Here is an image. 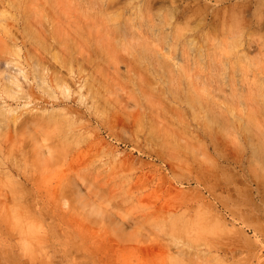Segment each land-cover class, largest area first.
Returning <instances> with one entry per match:
<instances>
[{
    "label": "rangeland",
    "instance_id": "1",
    "mask_svg": "<svg viewBox=\"0 0 264 264\" xmlns=\"http://www.w3.org/2000/svg\"><path fill=\"white\" fill-rule=\"evenodd\" d=\"M0 264H264V0H0Z\"/></svg>",
    "mask_w": 264,
    "mask_h": 264
}]
</instances>
